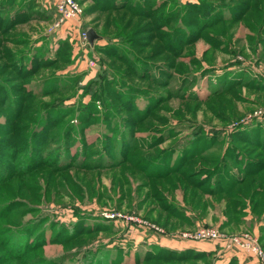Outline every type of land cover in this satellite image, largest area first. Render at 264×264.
<instances>
[{"label":"rangeland","instance_id":"rangeland-1","mask_svg":"<svg viewBox=\"0 0 264 264\" xmlns=\"http://www.w3.org/2000/svg\"><path fill=\"white\" fill-rule=\"evenodd\" d=\"M21 1L0 264H264V0H77L61 29L54 0Z\"/></svg>","mask_w":264,"mask_h":264},{"label":"built area","instance_id":"built-area-1","mask_svg":"<svg viewBox=\"0 0 264 264\" xmlns=\"http://www.w3.org/2000/svg\"><path fill=\"white\" fill-rule=\"evenodd\" d=\"M54 5L56 11V21L54 23L55 29H61L65 22L78 18L83 11L80 2L77 0H54ZM85 38L87 39V32L85 33ZM223 235L224 234H221L215 229H201L195 233H184L183 237L190 239H217L223 238L225 236ZM226 239H229V241L233 244H238L243 247L250 245L249 235H245L244 238L235 237ZM253 248L254 252L264 260V252L256 239H254Z\"/></svg>","mask_w":264,"mask_h":264},{"label":"trees","instance_id":"trees-1","mask_svg":"<svg viewBox=\"0 0 264 264\" xmlns=\"http://www.w3.org/2000/svg\"><path fill=\"white\" fill-rule=\"evenodd\" d=\"M13 1V3L15 4V2L16 1H18V0H12ZM6 3H10V0H0V4L1 5H5ZM22 4H23V6H24V3L21 1V2H18V6H22ZM19 12H18V17L17 18H13V21L11 22L9 19H10V17H7L6 15H4V14H2V15H0V25H5L6 24V26L8 27V28H11L12 26H14L16 23H18V22H20L19 20H21V19H23V18H20V9L18 10ZM22 13V12H21ZM55 16H56V11H55ZM32 16V14H29L28 16H26V17H24V18H28V17H31ZM0 27H2V26H0ZM186 158V157H185ZM184 158V159H185ZM183 159V161L182 162H185L186 160H187V158L184 160ZM31 160H34V159H31ZM182 164H185V163H182ZM172 168H168V172L171 170V169H173V170H178V169H180V167H178V166H176V168L174 167V166H171ZM1 175L2 176H0L2 179H4V178H6L7 176H8V174H4L3 172L1 173ZM11 212H9V214H10ZM9 214H6L5 216H9ZM4 216V217H5ZM9 224V226H11V225H13V224H10V222L8 223ZM2 228V227H1ZM1 228H0V231H1ZM6 237V236H5ZM27 245V243L25 244V246ZM24 246V247H25ZM177 254H181V253H177ZM188 255V254H187Z\"/></svg>","mask_w":264,"mask_h":264},{"label":"crops","instance_id":"crops-1","mask_svg":"<svg viewBox=\"0 0 264 264\" xmlns=\"http://www.w3.org/2000/svg\"><path fill=\"white\" fill-rule=\"evenodd\" d=\"M18 10H19L18 1H16L14 4L13 1L10 0V3H6L4 6L0 4V15L4 14L7 17H10L9 20L11 22L13 21V18L18 17L19 15ZM67 28L70 29V26H67ZM254 264H259L255 258H254Z\"/></svg>","mask_w":264,"mask_h":264},{"label":"water","instance_id":"water-1","mask_svg":"<svg viewBox=\"0 0 264 264\" xmlns=\"http://www.w3.org/2000/svg\"><path fill=\"white\" fill-rule=\"evenodd\" d=\"M98 38H99L98 33L93 28H89L87 31V39L90 45H93L95 40Z\"/></svg>","mask_w":264,"mask_h":264}]
</instances>
